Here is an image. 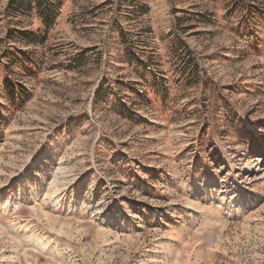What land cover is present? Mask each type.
<instances>
[{
	"label": "rangeland",
	"instance_id": "rangeland-1",
	"mask_svg": "<svg viewBox=\"0 0 264 264\" xmlns=\"http://www.w3.org/2000/svg\"><path fill=\"white\" fill-rule=\"evenodd\" d=\"M7 2L0 264H264V0Z\"/></svg>",
	"mask_w": 264,
	"mask_h": 264
},
{
	"label": "trees",
	"instance_id": "trees-1",
	"mask_svg": "<svg viewBox=\"0 0 264 264\" xmlns=\"http://www.w3.org/2000/svg\"><path fill=\"white\" fill-rule=\"evenodd\" d=\"M6 10L8 13H14L15 15L33 16L41 23L43 31L40 35H35L26 32L14 31L8 32L7 38L11 39L15 33L18 34L21 39L26 40L29 43L43 44L46 41L47 34L53 27L58 12L61 9V0H7ZM143 13L147 12L146 8H141ZM80 58V57H78ZM130 61L134 60L131 56ZM125 110V109H123Z\"/></svg>",
	"mask_w": 264,
	"mask_h": 264
}]
</instances>
